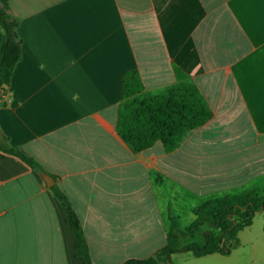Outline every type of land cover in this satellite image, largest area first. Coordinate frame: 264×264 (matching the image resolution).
Listing matches in <instances>:
<instances>
[{"label":"crops","instance_id":"1","mask_svg":"<svg viewBox=\"0 0 264 264\" xmlns=\"http://www.w3.org/2000/svg\"><path fill=\"white\" fill-rule=\"evenodd\" d=\"M21 60L0 130L43 173L0 154V264H83L49 188L76 213L92 264L140 261L166 242L168 214L264 191V0H8ZM0 29V51L3 44ZM185 74L211 118L166 153H133L115 130L123 75L145 90ZM54 183L46 187L42 176ZM255 216V215H254ZM254 218V217H253ZM264 221L227 256L173 264H264Z\"/></svg>","mask_w":264,"mask_h":264},{"label":"trees","instance_id":"2","mask_svg":"<svg viewBox=\"0 0 264 264\" xmlns=\"http://www.w3.org/2000/svg\"><path fill=\"white\" fill-rule=\"evenodd\" d=\"M18 28V20L9 12L8 0H0V29L4 36L0 51V100L21 60ZM173 73L172 85L154 91L145 90L136 72L123 75L115 130L131 152H143L159 142L170 153L189 132L211 118V109L194 82L177 68ZM0 154L16 157L29 169L43 173L40 165L23 150L13 147L1 130ZM49 190L72 233L75 255L83 264H92L80 221L70 202L57 186ZM257 213H264V194L244 190L216 197L193 209L194 219L185 229L168 214L165 245L143 260L124 264H173L171 257L178 253L196 258L211 254L227 256L239 246V232L251 225Z\"/></svg>","mask_w":264,"mask_h":264},{"label":"rangeland","instance_id":"3","mask_svg":"<svg viewBox=\"0 0 264 264\" xmlns=\"http://www.w3.org/2000/svg\"><path fill=\"white\" fill-rule=\"evenodd\" d=\"M259 194L263 195L264 191H257ZM258 221L263 222L264 221V213H257L255 214L254 218H253V222L257 223ZM177 224L179 225V227L181 229H185L190 223L189 221H179V223L177 222Z\"/></svg>","mask_w":264,"mask_h":264},{"label":"water","instance_id":"4","mask_svg":"<svg viewBox=\"0 0 264 264\" xmlns=\"http://www.w3.org/2000/svg\"><path fill=\"white\" fill-rule=\"evenodd\" d=\"M42 180L46 187H50L54 183V180L47 174L42 176Z\"/></svg>","mask_w":264,"mask_h":264},{"label":"built area","instance_id":"5","mask_svg":"<svg viewBox=\"0 0 264 264\" xmlns=\"http://www.w3.org/2000/svg\"><path fill=\"white\" fill-rule=\"evenodd\" d=\"M6 98V94L2 96L1 100H4Z\"/></svg>","mask_w":264,"mask_h":264}]
</instances>
